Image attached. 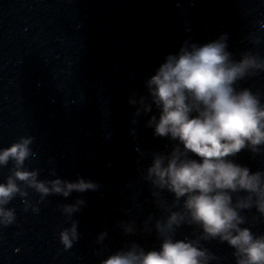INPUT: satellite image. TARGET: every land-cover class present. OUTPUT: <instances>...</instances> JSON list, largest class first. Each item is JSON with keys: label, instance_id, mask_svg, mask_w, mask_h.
Segmentation results:
<instances>
[{"label": "clouds", "instance_id": "1", "mask_svg": "<svg viewBox=\"0 0 264 264\" xmlns=\"http://www.w3.org/2000/svg\"><path fill=\"white\" fill-rule=\"evenodd\" d=\"M261 72L264 57L245 51L233 59L223 34L204 44L185 41L177 52L164 57L144 81L145 94H133L128 101L135 106L134 116H148L146 126L153 136L170 141L166 150L151 153L143 174L153 191L171 196L170 203L162 196L165 207L155 203L166 213L154 226L159 244L146 249L129 243L100 264H211L216 256L201 243L207 240L226 243L235 264H264V234L246 226L242 215L254 208L264 217V170L253 171L235 159L242 151L252 156L264 152V98L238 86ZM33 140L21 136L0 147V168L8 169L0 182V227L15 221V209L9 207L14 198H21L28 210L29 189L43 200L52 194L67 198L72 192L97 188L82 177L62 179L54 170L49 172L54 178L39 179L38 169L25 166L37 155ZM84 204L81 199L65 204L62 214L71 218ZM185 225L199 229V241L191 236L178 238ZM132 232L124 229L126 235ZM106 235L99 233L96 242ZM78 237L76 220L59 232L65 250Z\"/></svg>", "mask_w": 264, "mask_h": 264}, {"label": "water", "instance_id": "2", "mask_svg": "<svg viewBox=\"0 0 264 264\" xmlns=\"http://www.w3.org/2000/svg\"><path fill=\"white\" fill-rule=\"evenodd\" d=\"M222 34L227 37V50L233 59L238 60L245 51L264 57V0L163 1L162 62L166 55L177 52L185 41L204 44ZM238 86L259 92L264 98V72L239 81ZM169 146L170 141L162 138V151ZM235 159L253 171L264 170V152L252 156L242 151ZM163 196L170 203L171 196L167 193ZM242 215L246 226L257 234H264V217H260L254 208ZM177 236L200 240L199 229L195 226H182ZM201 243L216 256L211 264H235L232 249L226 243L218 240Z\"/></svg>", "mask_w": 264, "mask_h": 264}]
</instances>
